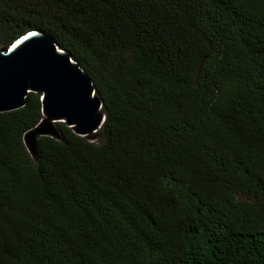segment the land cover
Instances as JSON below:
<instances>
[{
    "label": "trees",
    "instance_id": "obj_1",
    "mask_svg": "<svg viewBox=\"0 0 264 264\" xmlns=\"http://www.w3.org/2000/svg\"><path fill=\"white\" fill-rule=\"evenodd\" d=\"M88 75L101 142L40 95L0 113V264H264V0H0Z\"/></svg>",
    "mask_w": 264,
    "mask_h": 264
},
{
    "label": "water",
    "instance_id": "obj_2",
    "mask_svg": "<svg viewBox=\"0 0 264 264\" xmlns=\"http://www.w3.org/2000/svg\"><path fill=\"white\" fill-rule=\"evenodd\" d=\"M40 95L42 119L23 134L32 158L39 137L59 138L56 123L93 139L104 121L102 104L88 75L66 51L37 30L0 46V113L24 106L28 93Z\"/></svg>",
    "mask_w": 264,
    "mask_h": 264
},
{
    "label": "rangeland",
    "instance_id": "obj_3",
    "mask_svg": "<svg viewBox=\"0 0 264 264\" xmlns=\"http://www.w3.org/2000/svg\"><path fill=\"white\" fill-rule=\"evenodd\" d=\"M90 141L95 142L96 144H99L101 142V134L100 132H97L93 139H90Z\"/></svg>",
    "mask_w": 264,
    "mask_h": 264
},
{
    "label": "clouds",
    "instance_id": "obj_4",
    "mask_svg": "<svg viewBox=\"0 0 264 264\" xmlns=\"http://www.w3.org/2000/svg\"><path fill=\"white\" fill-rule=\"evenodd\" d=\"M70 61H72L71 59H70ZM73 62V61H72Z\"/></svg>",
    "mask_w": 264,
    "mask_h": 264
}]
</instances>
